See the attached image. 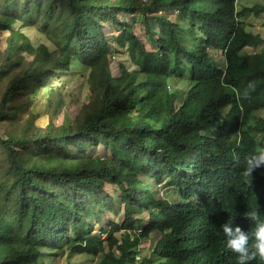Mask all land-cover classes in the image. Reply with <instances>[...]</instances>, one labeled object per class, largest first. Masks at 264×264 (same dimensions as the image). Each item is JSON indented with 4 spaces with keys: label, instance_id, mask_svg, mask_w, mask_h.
Returning a JSON list of instances; mask_svg holds the SVG:
<instances>
[{
    "label": "trees",
    "instance_id": "trees-1",
    "mask_svg": "<svg viewBox=\"0 0 264 264\" xmlns=\"http://www.w3.org/2000/svg\"><path fill=\"white\" fill-rule=\"evenodd\" d=\"M237 0H0V33H11L0 58V79L25 63L20 54L55 57L58 70L73 61L91 69V101L77 119L34 127L3 140L0 165V264H45L44 250L62 244L76 255L102 256L98 264H137L143 240L153 233L151 257L139 264H236L220 225L233 220L244 231L249 209L264 220V175L242 174L245 155L264 148V45L243 20L264 7H236ZM177 11L171 21L160 12ZM141 14L158 27V49L148 50L121 15ZM40 25L55 47L35 49L15 24ZM120 26L116 42L138 53L139 70L112 74V50L103 24ZM193 33L187 46L185 31ZM200 34L203 41L199 40ZM223 52L218 68L209 49ZM16 66V68H15ZM189 73L180 107L170 81ZM43 67L15 78L3 97L1 117L17 118L15 95L47 87ZM251 85V86H249ZM9 104V105H8ZM6 105H8L6 107ZM5 118V119H6ZM103 147L105 156L94 152ZM167 184L179 201L156 198L141 175ZM119 188L121 225L93 235L90 218L113 211ZM148 211L147 222L141 218ZM124 231V237L116 235ZM139 231V232H138ZM249 264H261L253 260Z\"/></svg>",
    "mask_w": 264,
    "mask_h": 264
},
{
    "label": "rangeland",
    "instance_id": "rangeland-1",
    "mask_svg": "<svg viewBox=\"0 0 264 264\" xmlns=\"http://www.w3.org/2000/svg\"><path fill=\"white\" fill-rule=\"evenodd\" d=\"M143 2V0H142ZM256 6L264 7V0H237L236 7L240 10L243 7L253 8ZM159 15L168 16L171 21H178L177 11L160 12ZM120 22H124L127 27H130L137 37L145 44L148 50L155 51L158 49V40L161 33L158 27L154 26L152 31H149L145 26V18L141 14L136 15H121ZM247 32L254 35H259L264 39V12L258 14H248L243 20ZM106 36L109 37V42L112 50V74L115 78H120L123 71H137L138 53L135 50L126 47H121L116 42V37L120 32V26L103 24ZM15 29L20 30L27 36L35 49L40 47L45 48L48 53L55 52V47L48 40V37L42 33L41 26L36 24L33 26H24L21 22L15 24ZM185 31V39H187V46L191 45V40L194 37L193 33ZM11 33L8 31L0 33V58L7 49V40ZM199 40L203 41L202 36L198 34ZM214 65L218 68L224 69L226 67L223 52L215 48L209 49ZM254 53H264V45L257 48H246L242 55H249ZM25 58V63L17 67L15 71L5 79H0V113L2 111L3 97L8 91L10 83L15 78H24L31 75L33 72L40 70L43 67L52 70L51 80L45 88L38 90H24L15 95V101L20 104V108L13 109L17 114L16 119L1 117L0 115V136L3 140L11 137H19L25 131L28 122H32L34 127H46L49 124H54L58 127L66 123L67 120L73 121L80 115L84 105L91 101V89L89 83V76L91 69L82 66L79 62L73 61L68 70H58L55 67L56 56L51 59L45 55L34 54L30 55L21 52ZM189 73L187 71L184 79L174 78L170 81L172 91L177 95L176 107H180L187 90L189 89ZM9 105V104H8ZM6 105V107L8 106ZM6 118V119H5ZM258 118H264V109L258 112ZM264 140V139H263ZM264 149V148H261ZM95 155L105 156L107 154L103 147L98 148ZM0 165H5L3 149L0 146ZM0 169V181L1 178ZM260 173L264 175V168ZM142 180L150 187V191L158 199L167 201H179L177 191L170 187L167 182L158 185L154 179L142 174ZM111 196L115 198L114 210L109 211L104 209L96 217L90 218L89 223L93 226V235L105 238L101 232L111 230L115 225H121L125 214L119 196V188L113 185L106 187ZM148 211H143L141 218L146 222L149 218ZM125 232L117 233V237L121 239ZM159 233H153L148 240H143L137 254L140 258L137 261L139 264L143 259H149L153 249L154 242L160 237ZM42 262L45 264H98L102 256L94 257L89 255H76L67 250V245L62 244L57 250L46 249L43 251Z\"/></svg>",
    "mask_w": 264,
    "mask_h": 264
},
{
    "label": "clouds",
    "instance_id": "clouds-1",
    "mask_svg": "<svg viewBox=\"0 0 264 264\" xmlns=\"http://www.w3.org/2000/svg\"><path fill=\"white\" fill-rule=\"evenodd\" d=\"M260 168H264V149L245 155L243 176L252 177L254 170ZM246 217L253 224L252 231L242 230L231 219L220 225L225 247L234 254L236 264H249L253 260L264 264V220L260 219L259 211L255 209H249Z\"/></svg>",
    "mask_w": 264,
    "mask_h": 264
},
{
    "label": "built area",
    "instance_id": "built-area-1",
    "mask_svg": "<svg viewBox=\"0 0 264 264\" xmlns=\"http://www.w3.org/2000/svg\"><path fill=\"white\" fill-rule=\"evenodd\" d=\"M143 1L145 2V0H143ZM138 232H139V231H138ZM101 233H102L104 236H105V235H107L106 233H103V232H101ZM105 238H106V236H105ZM136 260H137V261H139V260H140V258H139V256H138V255L136 256Z\"/></svg>",
    "mask_w": 264,
    "mask_h": 264
}]
</instances>
